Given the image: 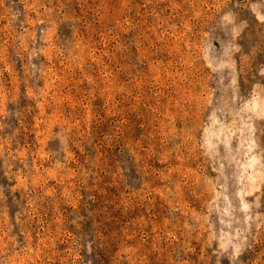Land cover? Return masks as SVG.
Segmentation results:
<instances>
[{
    "label": "rangeland",
    "instance_id": "rangeland-1",
    "mask_svg": "<svg viewBox=\"0 0 264 264\" xmlns=\"http://www.w3.org/2000/svg\"><path fill=\"white\" fill-rule=\"evenodd\" d=\"M0 264H264V0H0Z\"/></svg>",
    "mask_w": 264,
    "mask_h": 264
}]
</instances>
